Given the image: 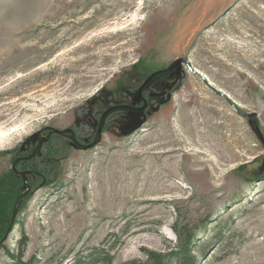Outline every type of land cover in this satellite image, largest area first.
Listing matches in <instances>:
<instances>
[{
    "label": "rangeland",
    "instance_id": "1",
    "mask_svg": "<svg viewBox=\"0 0 264 264\" xmlns=\"http://www.w3.org/2000/svg\"><path fill=\"white\" fill-rule=\"evenodd\" d=\"M203 5L0 0V264L23 236L24 263L71 264L106 240L114 264L144 260L174 249L176 222L197 264H264V147L219 94L264 135V0ZM177 58L211 87L182 64L143 90L139 129L121 134L118 110L90 149L50 134L90 144L108 107L142 106L139 85Z\"/></svg>",
    "mask_w": 264,
    "mask_h": 264
},
{
    "label": "water",
    "instance_id": "2",
    "mask_svg": "<svg viewBox=\"0 0 264 264\" xmlns=\"http://www.w3.org/2000/svg\"><path fill=\"white\" fill-rule=\"evenodd\" d=\"M182 64H185L187 69L192 72L193 74L195 75H199L202 80H204L206 82V78L204 76H202L201 74H199L195 69L192 68L191 64H190V61L188 59H183V58H177L175 59L167 68H164V69H160V70H157V71H154L152 72L145 80L144 82H142L138 89H137V96L143 101V105L140 106V107H132V106H129V105H125V104H118V105H114V106H110L108 107L101 115L100 117V120H99V123H98V126H97V130H96V138L94 139L93 142H91L90 144L88 145H82L80 143H78L74 137H73V133L70 129H64V130H58V129H51V133H56V134H59V135H65L66 133H70L71 136H70V139L72 140V142L74 143L75 146H77L79 149L81 150H86V149H90L92 147H94V145H96V143L99 141V137H100V132H101V129L103 127V124L105 122V119L106 117L114 112V111H118V110H126L129 112V117H130V121L129 123L120 130V133L123 134V135H126L128 134L130 131H134V130H137L139 129L143 123H144V120H143V113H144V110H145V107H146V101L144 100V98L142 97V91L148 87L150 84H152L153 82H155L156 80L164 77V76H167L169 75L170 73H172L176 68H179ZM209 88L211 87V85L209 83H205ZM212 89V88H211ZM214 90V89H213ZM216 91V90H215ZM219 94L221 96H224L226 101L230 104V106L238 113V114H241L245 117H247L248 119V124H249V127L250 129L252 130V132L254 133V135L256 136V138L260 141V143L263 145L264 147V135L262 134V132L260 131L259 127H258V124L256 122V114L254 112H244V111H241L239 109H236L235 106H234V103L232 100H230V98L222 91L219 92ZM49 134V135H50ZM49 135L47 137H43V138H40L39 139V142H38V145L37 147L32 151V153L27 156V157H23V158H19L17 159L15 162L19 161V160H27V159H30L31 157H33V155H35L42 143L49 137ZM15 162L12 166L13 170L16 172V170L14 169V165H15ZM19 176L22 177L23 179V185L24 187L26 188V190H28V186L25 182V176H24V173L22 172H16ZM23 196V195H22ZM22 196L17 200V202H20V199L22 198ZM17 210H18V205H15L14 208H13V211H12V215L11 217L9 218L10 220V224H9V227H8V230H7V233L8 234L10 231H11V228H12V225L14 223V219H15V216L17 214Z\"/></svg>",
    "mask_w": 264,
    "mask_h": 264
},
{
    "label": "trees",
    "instance_id": "3",
    "mask_svg": "<svg viewBox=\"0 0 264 264\" xmlns=\"http://www.w3.org/2000/svg\"><path fill=\"white\" fill-rule=\"evenodd\" d=\"M0 208L2 207L0 206ZM1 213L0 211V215ZM172 229L177 236V242L171 252L164 254L143 250L145 256L144 260L130 259L117 264H197V257L195 254L196 232L188 230L184 224H177V222L172 226ZM25 243L26 237L23 236L18 244L20 250L17 256L6 251V254L11 259H14L16 264H32V261L25 263L21 261L22 249ZM108 243L107 240L104 241L100 247L92 249L85 257H75L71 264H114V252L117 244L115 240Z\"/></svg>",
    "mask_w": 264,
    "mask_h": 264
},
{
    "label": "bare ground",
    "instance_id": "4",
    "mask_svg": "<svg viewBox=\"0 0 264 264\" xmlns=\"http://www.w3.org/2000/svg\"><path fill=\"white\" fill-rule=\"evenodd\" d=\"M209 3H210V0H204V5H203V8H202L201 10H203L204 7H205L206 5H208ZM197 11H198L197 7L193 8V9H192V13H191L192 16H194V14L197 13ZM177 25L186 26L187 24H186V21H184V22H180V21H178V24H177Z\"/></svg>",
    "mask_w": 264,
    "mask_h": 264
},
{
    "label": "flooded vegetation",
    "instance_id": "5",
    "mask_svg": "<svg viewBox=\"0 0 264 264\" xmlns=\"http://www.w3.org/2000/svg\"><path fill=\"white\" fill-rule=\"evenodd\" d=\"M142 93H143V91H142ZM138 97V96H137ZM142 97H143V95H142ZM144 98V97H143ZM138 99L139 100H141L139 97H138ZM144 100H145V98H144ZM146 101V100H145ZM141 102H142V105H143V101L141 100ZM126 105V104H125ZM129 106H132V107H139V106H133V105H129ZM146 106H147V103H146ZM146 108V107H145ZM145 111V110H144ZM129 113V112H128ZM129 121H130V117H129ZM129 123V122H128Z\"/></svg>",
    "mask_w": 264,
    "mask_h": 264
}]
</instances>
